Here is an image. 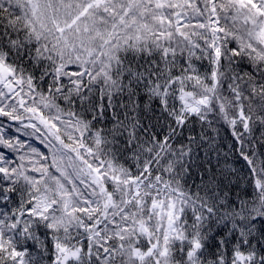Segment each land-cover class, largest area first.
<instances>
[{"label":"snow or ice","instance_id":"1","mask_svg":"<svg viewBox=\"0 0 264 264\" xmlns=\"http://www.w3.org/2000/svg\"><path fill=\"white\" fill-rule=\"evenodd\" d=\"M0 264H264V0H0Z\"/></svg>","mask_w":264,"mask_h":264}]
</instances>
